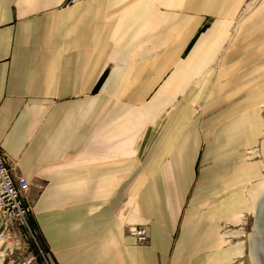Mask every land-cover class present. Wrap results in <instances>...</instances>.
Listing matches in <instances>:
<instances>
[{"label":"crops","instance_id":"crops-1","mask_svg":"<svg viewBox=\"0 0 264 264\" xmlns=\"http://www.w3.org/2000/svg\"><path fill=\"white\" fill-rule=\"evenodd\" d=\"M0 151V264H264V0H0Z\"/></svg>","mask_w":264,"mask_h":264},{"label":"built area","instance_id":"built-area-1","mask_svg":"<svg viewBox=\"0 0 264 264\" xmlns=\"http://www.w3.org/2000/svg\"><path fill=\"white\" fill-rule=\"evenodd\" d=\"M79 0H67L68 5H74ZM30 185L21 175H15L13 168L8 166L6 156L0 151V247L11 244L14 239L15 224L28 230V214L30 206L26 202V194ZM138 231V230H137ZM139 239H143L144 232H136ZM229 239H235L231 236ZM45 264H50L47 257Z\"/></svg>","mask_w":264,"mask_h":264},{"label":"rangeland","instance_id":"rangeland-1","mask_svg":"<svg viewBox=\"0 0 264 264\" xmlns=\"http://www.w3.org/2000/svg\"><path fill=\"white\" fill-rule=\"evenodd\" d=\"M28 205L30 206V212H31V208H32V205L30 204V203H28ZM126 230V233H128L129 235H131V236H133V237H135L136 238V241H137V244H144V243H147V237H146V233H145V231L143 230V229H138V228H136V227H133L132 225H130V227H124ZM135 230L136 232H138V231H143L144 232V236H143V239H139V237L136 235V234H134V233H132V230ZM138 230V231H137Z\"/></svg>","mask_w":264,"mask_h":264}]
</instances>
